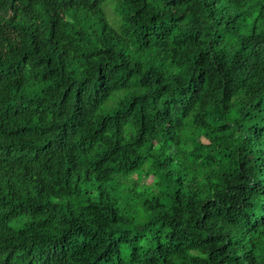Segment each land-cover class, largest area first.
I'll list each match as a JSON object with an SVG mask.
<instances>
[{"label": "trees", "instance_id": "1", "mask_svg": "<svg viewBox=\"0 0 264 264\" xmlns=\"http://www.w3.org/2000/svg\"><path fill=\"white\" fill-rule=\"evenodd\" d=\"M0 264H264V0H0Z\"/></svg>", "mask_w": 264, "mask_h": 264}, {"label": "rangeland", "instance_id": "2", "mask_svg": "<svg viewBox=\"0 0 264 264\" xmlns=\"http://www.w3.org/2000/svg\"><path fill=\"white\" fill-rule=\"evenodd\" d=\"M104 12H105L106 17L108 19L107 21H110L112 26L116 27V25L111 21V20L115 19V16H114L115 12H114L112 4L110 2H107V3L104 4Z\"/></svg>", "mask_w": 264, "mask_h": 264}]
</instances>
